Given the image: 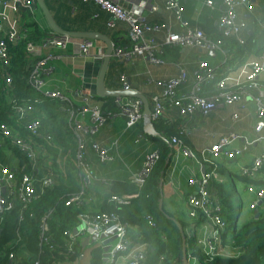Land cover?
I'll return each mask as SVG.
<instances>
[{"label": "built area", "instance_id": "obj_1", "mask_svg": "<svg viewBox=\"0 0 264 264\" xmlns=\"http://www.w3.org/2000/svg\"><path fill=\"white\" fill-rule=\"evenodd\" d=\"M91 1L99 6L102 11L109 14L108 27L114 28L117 22H124L128 27L129 43L125 45H112L111 57L122 61L130 62L136 58H147L151 63L163 65L166 63L165 53L169 46L180 48L195 47L208 52H219L223 49V43L226 38H234L238 43L243 44L244 38L241 36V30L245 23L237 20L236 9L238 6H246L248 10L253 9L252 3L248 0H223L224 11L219 18L218 25L222 32V37L212 40L199 28L191 27L182 17L183 8L180 0H165L167 10L174 11L182 27L180 32H171L168 30L163 42H152L145 39L146 33L151 30H163L167 28L165 23H150L149 20L138 11L125 9L118 5L114 0H83ZM16 4L20 11H24L28 16H34L38 10V4L35 0H0V6L7 7L9 4ZM210 4V3H209ZM157 10L156 7L152 11ZM2 21L0 20V80L4 81L6 87L12 88L13 80L9 76L10 54L9 46L11 43L18 42L27 37L28 28H24L22 34L13 31L5 32ZM73 39L69 36H63L54 32L47 33L41 43L40 48L49 46H59L66 48ZM82 56H89L90 49L94 46L91 39H81L76 43ZM28 47L34 50L36 45L29 42ZM56 56L48 53L37 57L29 75L31 87L43 96L55 99L66 111L68 123L76 141V154L71 159L74 168L75 177L79 184V190L68 197L67 203L81 208L88 200L89 191L96 180L88 158V137H93L108 122L122 117L127 127H134L145 117L143 102L138 98L115 97L114 103L116 109L105 110L101 103L94 101V95L85 92L83 88L76 91L78 104L72 98L60 90H45L46 79L54 74V61ZM244 80L235 82L231 78L233 71L222 72L220 66H213L206 60H200L193 71V83L186 91H181L180 87L188 81V73L181 69L180 73L166 81L160 82L164 87V95H154L152 97L153 108L149 114V119L163 117L168 108H174L179 116H189L196 113L208 117L214 111L224 107H238L233 110L229 119L236 123L241 120L239 110L245 109L244 103L249 98L254 104L253 117L255 119L253 141L243 139V135L236 131H229L221 134L205 150L195 152L185 145L179 139L172 137L169 144L175 147V153L184 158L197 162L199 164L200 174H195L189 178L188 185L191 190L186 197L187 214L190 219L203 218L205 220V234L197 238V244L201 247L206 256L214 255L220 247V234L228 226V220L223 216L222 204L219 199L209 192L208 187L212 179L220 180L219 174L215 170H205L203 161L210 165H216L221 157L232 159L241 158L247 149L253 143L263 142L264 144V64L254 61L243 64V68H248ZM237 70V68H236ZM229 73V74H228ZM124 81L123 76L121 77ZM122 90H129L128 82L122 83ZM241 106V107H240ZM34 108L31 102L14 105L13 111L18 116V122L28 118L29 111ZM87 117L89 123L83 121ZM20 124V123H19ZM30 136H39L47 142H52L49 134H42V122L39 119H32L26 125ZM0 136L11 143L22 154L31 161V173H22L17 178L19 169H12L6 165L0 164V227L6 215L11 212L18 203L21 205L17 222L24 219V211L29 204L40 196L43 189L47 186H53L57 180V174L54 170H47L42 176L39 174L38 161L39 156L35 143L24 138L15 132L8 124L0 125ZM145 139V135H140ZM243 139V143L242 140ZM118 140H114L109 147H103L96 142L91 143V149L97 156L100 163L106 164L112 160L110 151L117 148ZM2 144L0 143V150ZM159 158V149L145 155L143 166L134 173L133 183L141 189L152 172L157 159ZM59 169L66 173L67 157L57 161ZM204 171H203V169ZM239 173L242 176L250 178L253 181L247 184L246 191L252 195L249 201V210L254 212L256 209L264 212V148L263 151L254 157L248 166H243ZM36 181L40 186H36ZM102 183H106L102 181ZM138 193L123 195H112L110 201L116 205L129 203L136 198ZM51 212L45 214L40 222L39 247L42 253L43 245L49 244V221ZM145 221L151 227L156 226L154 217L151 214L144 216ZM72 230H66L64 236L68 238V250L73 253V247L78 242L81 244L86 237L91 238L97 235L98 239L90 245H97L102 248L103 264H116L119 256H125L126 264H146L147 254L144 246L138 247L134 239L129 234L130 222L125 221L118 211L100 212L97 214H80L79 223ZM76 230L74 233L73 230ZM19 232V231H18ZM104 235L103 239L99 236ZM111 237L115 239L108 243V255L104 254V240ZM148 246V243H142ZM89 246V245H88ZM145 247V248H146ZM20 254L10 251L5 256H0V264H18ZM82 255L75 257L71 261L57 262L54 264H81ZM189 264H198L197 259L187 254ZM35 264H39L36 261Z\"/></svg>", "mask_w": 264, "mask_h": 264}, {"label": "crops", "instance_id": "obj_2", "mask_svg": "<svg viewBox=\"0 0 264 264\" xmlns=\"http://www.w3.org/2000/svg\"><path fill=\"white\" fill-rule=\"evenodd\" d=\"M35 1L38 4V10L34 16H28L24 11H20L16 4L11 3L6 8L0 6V20L2 21L3 30L5 32L16 31L22 34L23 29L26 28L28 24L35 23L43 33L47 34L53 32L38 0ZM252 1L254 2L257 0ZM44 2L57 26L63 30L99 33L106 36L112 45H115V43L109 38V34L111 33L117 35L119 38L117 42H121L120 45H125L123 43L129 41L127 25L123 22H118L114 28H109L107 25L110 19L109 14L102 11L94 2L83 0H44ZM114 2L125 9L138 11L152 23L166 24L167 28L163 30H151L146 33L145 39L148 41L163 42L168 30L171 32H180L182 29L175 12L166 9L165 0H114ZM181 5L184 8L182 12L184 19L188 20L193 25L203 28L208 35L215 32L219 18L224 11L223 0H181ZM153 7H156L157 10L152 11ZM244 15V8L239 7L237 9V16L244 20ZM243 20L240 21L243 22ZM248 33L252 34L253 31L249 30ZM243 37L245 38V34ZM72 39L73 42L64 49L54 45L40 48L39 42L35 44L36 48L32 51L33 59L48 53L56 56L54 61L55 72L46 79L44 89L49 91L60 90L78 104L79 98L76 96V91L83 88L85 92L94 95V101L96 103H101L105 110L116 109V104L114 103L115 97H110L111 99L108 100L103 99V97L98 96L96 88L97 78L102 69L104 56L107 50L106 43L102 40L93 39L94 46L90 49V55L85 57L81 55L76 44L80 42L81 39ZM255 44L253 49L248 51L241 60L232 55L230 50L231 45L228 40H224L222 51L215 52V54H210V52L206 50L195 47L180 48L169 46L165 53L166 63L163 65L153 64L149 59L141 57L133 59L130 62H122L111 57L105 76V87L107 90L111 91L122 90V83L127 81L130 89L136 90L146 97L148 108L151 112L153 108L152 97L154 95H164L165 89L160 82L177 76L183 68L188 73V81L185 85L180 87V90H188L193 83V71L200 60H206L213 66H220L224 73H230L235 69L231 76L232 80L235 82L244 80L249 72V67L245 69L243 68V64L254 61L264 64V22L260 25ZM122 76L124 78L123 82L121 80ZM261 81H264V79H261ZM244 105L245 109L239 110L241 120L236 123H233L229 119V115L233 110L238 108L237 106L234 108L224 107L218 109L208 117L202 116L199 113L183 117L179 116L174 108H168L162 118L171 121L178 120L180 122V142L189 149L199 152L209 147L221 134H225L229 131H236L243 135V139L246 138L250 139L249 141H253L255 137V119L253 117L254 104L248 98ZM32 111L34 113L38 112V110L32 108L29 113ZM32 118V116H29L19 123L24 126L32 120ZM144 120L146 124V121H149V115L145 116L143 121ZM83 121L89 123L87 117H85ZM42 127H44L43 123ZM48 127H50V125H48ZM17 132L19 133V131ZM42 134H45L44 130H42ZM143 134L146 137L145 139L140 138V135ZM200 136L204 139L205 145L201 143ZM26 138L35 143L39 156L38 167L40 169V176L47 170H54L50 166L52 152L50 150L46 151L44 149L45 144L36 142L32 136H27ZM243 139L241 140L242 143ZM114 140H118V145L117 148H112L110 151L112 160L106 164L100 163L91 149V143L94 141L103 147H109ZM0 143L2 144L0 150V164L12 168L11 158L13 154L16 156L15 149L10 142L3 139L1 136ZM55 145L60 146L56 143ZM156 148L157 144L146 136L144 127L141 129L140 123L134 127H127L122 117L108 122L92 138L88 137L87 155L91 169L96 177L89 191L88 200L85 203L88 211L91 212L94 208L99 207L103 197L112 190V186L116 182L126 180L133 183V175L143 166L145 155ZM263 148V142L253 143L241 158L231 160L223 156L218 162L225 172L232 171L238 173L243 166H248L253 161L254 157L263 151ZM172 149V156L168 160L166 170L161 178V195L169 211L177 213L174 210V206L176 204H182L187 212L186 197L191 190L188 185V180L193 173L200 174L199 164L187 158L176 156L175 147L172 146ZM67 156L70 158V155H65L58 157L57 161L63 160V158ZM17 165H19V162ZM226 178V176H220L221 181L226 180ZM102 181L106 183H102ZM242 184L244 185L243 196L246 195L250 201L252 195L246 191L247 184ZM36 186H40L39 181H36ZM206 228L205 224L195 228L197 238L205 234ZM129 234L131 237H134L136 241L137 231L129 228ZM135 244L141 248L143 247L140 245H143L144 250L146 249V244ZM96 246L97 245H93L92 249ZM87 248L88 246L85 249ZM19 257L20 260L18 264H27L23 255H19ZM126 262L127 259L125 256H119L116 260V264H126Z\"/></svg>", "mask_w": 264, "mask_h": 264}, {"label": "trees", "instance_id": "obj_3", "mask_svg": "<svg viewBox=\"0 0 264 264\" xmlns=\"http://www.w3.org/2000/svg\"><path fill=\"white\" fill-rule=\"evenodd\" d=\"M249 1L253 5L252 10H248L246 6L237 7V9L243 7L245 11L244 20L237 16L238 22L243 20L245 23L241 30V36L243 37L245 34L246 38L243 37L244 43H238L234 38H226L231 45L232 55L240 60L256 45L258 30L261 23L264 22V0ZM184 20L191 27L201 29L212 40L223 38L219 25L216 26L215 32L208 35L203 28L193 25L186 19ZM27 27L29 32L26 39L11 43L8 48L11 60L8 74L12 77L13 85L12 88H8L4 81L0 80V125L8 124L14 128L15 132L19 131V135L24 138L30 136L27 127L19 124V118L12 108L14 105L24 104L28 101L34 104V109L38 110L39 113H34L33 118L37 119L39 116L43 118V120L41 119L44 124L42 129L51 135L52 142H47L39 136H32V138L36 142L44 143V149L52 152L50 166L56 172L57 180L53 186L45 187L40 196L29 204L24 211V219L20 223L17 222L21 209V205L18 203L5 216L0 227V256L15 251L23 255L27 264H35L36 261H39V264L71 261L82 255L83 249L78 242L73 247V253L69 252L67 246L69 241L64 236V232L72 230L78 225L79 215L118 211L125 221L130 222V229L137 231L136 243H148L146 264H183L182 235L172 218L180 222L184 228L187 254L195 257L198 264H264V212L260 211L259 216L255 217L254 212L249 210V213L242 217L243 209H239L235 220H230L235 212L237 202V189L234 179L245 184L255 182L250 178L242 176L239 172H225L219 163L210 165L203 161L205 170H215L220 176L227 177L224 181L212 179L208 187L209 192L219 199L222 204L223 216L228 220L227 228L220 234V247L212 256H206L203 253L197 244L195 234V228L205 224V220L198 218L185 221L178 217L177 213L166 208L165 200L161 195V178L173 152L169 142L172 137L179 140L181 137L178 120L171 121L162 117L149 119L159 136L148 134L146 136L157 144L159 158L143 188L138 189L134 183L126 180L116 182L112 186V190L103 197L99 207L94 208L91 212L88 211L86 204L81 208L68 204V197L79 190V184L73 166L67 165L66 173H63L58 169L57 159L67 154L74 158L77 147L76 141L68 123L66 111L55 99L36 92L29 83L28 78L36 58L33 59L32 50L27 44L28 42L41 43L46 34L35 23H30ZM249 30L253 33L249 34ZM109 38L115 45H120L121 42H117L119 38L115 33L109 34ZM103 99L111 98L104 97ZM144 125L145 120H142L140 122L141 129ZM55 143L60 146L55 145ZM14 149L19 162L18 169L20 172H17L19 179L22 173L32 172L31 161L15 147ZM255 183L258 184L259 182L256 181ZM124 193H138L139 195L123 205H116L110 201L112 195H123ZM161 199L163 200L162 209L159 207ZM48 212H51L48 218L50 226L49 244L43 245V251L40 253L39 227L42 218ZM146 214H151L154 217L155 227H151L145 221L144 216ZM233 251L238 252L232 255ZM90 264H103L102 248L94 247L92 249Z\"/></svg>", "mask_w": 264, "mask_h": 264}, {"label": "water", "instance_id": "obj_4", "mask_svg": "<svg viewBox=\"0 0 264 264\" xmlns=\"http://www.w3.org/2000/svg\"><path fill=\"white\" fill-rule=\"evenodd\" d=\"M39 5L46 17V20L50 26V28L52 29V31L56 34L59 35H63V36H69L71 38H76V39H91V40H102L106 43L107 45V50H106V54L104 56V62H103V66L102 69L100 71V74L97 78V94L99 97H119V96H123V97H132V98H138L140 99L143 104H144V115L147 116L150 114V110L148 108V104H147V99L146 97L133 89H129V90H116V91H111V90H107L105 87V76L107 73V69H108V65L110 62V58H111V53H112V43L110 42V40L99 33H94V32H72V31H67V30H63L61 28H59L57 26V24L55 23L51 13L49 12L47 6L45 5L44 0H38ZM210 54H215V52H210ZM144 131L146 134L151 135V136H159V134L155 131L153 124L150 121H146V124L144 126ZM203 169V168H202ZM204 171V169H203ZM159 207L160 209H162V200H160L159 203ZM259 210L256 209L254 211V215L255 217L259 216ZM175 222L176 225L179 228V231L182 235V247H183V264H189L188 263V258H187V245H186V238H185V232H184V228L182 227V225L180 224V222L176 221L174 218H172ZM73 232L75 233L76 230L74 229ZM100 239L104 238V235L99 236ZM98 239L97 235H93L91 238L86 237L82 240L81 242V246L82 249L84 250L88 245L95 243V241ZM115 239V237H111L107 240H104L103 244H105L106 246L103 248L104 254L107 256L108 255V250H109V245L108 243L113 241Z\"/></svg>", "mask_w": 264, "mask_h": 264}, {"label": "rangeland", "instance_id": "obj_5", "mask_svg": "<svg viewBox=\"0 0 264 264\" xmlns=\"http://www.w3.org/2000/svg\"><path fill=\"white\" fill-rule=\"evenodd\" d=\"M24 39H26V38H24ZM23 40V39H22ZM21 41V40H20ZM19 42V41H18ZM16 43V42H15ZM29 43V42H28ZM40 44V43H39ZM248 65H250V62H248ZM233 75V73L230 75V76H232ZM33 114H34V112L32 111L29 115H28V117L29 116H32L33 117ZM38 117V116H37ZM40 118V119H39ZM33 119V118H32ZM37 119H39L41 122H42V120H43V118L42 117H38ZM42 119V120H41ZM44 122V121H43ZM21 124V123H20ZM14 129V128H13ZM200 129H202V128H200ZM15 131V130H14ZM18 133V132H17ZM45 134H48L47 132H45ZM200 139H201V143L203 144L204 143V145H205V142H204V139L202 138V136H200ZM206 148V147H205ZM14 155V154H13ZM12 155V168H17L18 167V165H17V163H18V159L16 158V156L14 155L13 156ZM67 155H70V154H67ZM176 156H180V158H182L183 156L182 155H177L176 154ZM39 159V158H38ZM71 159H72V157L70 156V158H68V156H67V165H71L72 166V161H71ZM58 169H59V167H58ZM66 169H67V166H66ZM243 182H241L240 180H238V179H234V184H235V187H236V189H237V202H236V209H235V212L233 213V215L231 216V218H230V220L231 221H234L235 220V218H236V216H237V214H238V211H239V209H243V211H242V217L245 215V214H248L249 212V198L245 195V196H243L244 195V185L242 184ZM174 210L177 212V216L178 217H180L181 219H183V220H185V221H190V218L188 217V214H187V212H186V208L182 205V204H180V205H175L174 206ZM132 224V223H131ZM195 234H197L196 232H195ZM190 235H191V233H190ZM92 247H93V245H90V246H88V248L87 249H85L84 251H83V256H82V260H81V264H90V256H91V251H92ZM238 251H233V253H232V255L233 254H236ZM88 261H89V263H88Z\"/></svg>", "mask_w": 264, "mask_h": 264}, {"label": "bare ground", "instance_id": "obj_6", "mask_svg": "<svg viewBox=\"0 0 264 264\" xmlns=\"http://www.w3.org/2000/svg\"><path fill=\"white\" fill-rule=\"evenodd\" d=\"M19 151V150H18ZM20 152V151H19ZM18 169V168H17Z\"/></svg>", "mask_w": 264, "mask_h": 264}]
</instances>
